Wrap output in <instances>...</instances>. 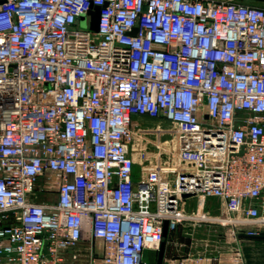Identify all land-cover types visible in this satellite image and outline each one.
<instances>
[{
    "label": "built area",
    "instance_id": "built-area-1",
    "mask_svg": "<svg viewBox=\"0 0 264 264\" xmlns=\"http://www.w3.org/2000/svg\"><path fill=\"white\" fill-rule=\"evenodd\" d=\"M245 3L0 0V264H156L164 223H205L210 199L264 236V9Z\"/></svg>",
    "mask_w": 264,
    "mask_h": 264
},
{
    "label": "crops",
    "instance_id": "crops-1",
    "mask_svg": "<svg viewBox=\"0 0 264 264\" xmlns=\"http://www.w3.org/2000/svg\"><path fill=\"white\" fill-rule=\"evenodd\" d=\"M136 120L146 122V119ZM165 137L162 136V140ZM145 166V162L136 158L132 172L134 181L145 176ZM194 205L195 198H189L185 211L189 213ZM220 214V201L210 199L207 203L210 220L199 224L187 219L175 231L167 232L161 264H264V236L234 237L228 228L214 220ZM95 247L101 248V243L96 242ZM144 259L156 263L158 252L146 250Z\"/></svg>",
    "mask_w": 264,
    "mask_h": 264
},
{
    "label": "water",
    "instance_id": "water-1",
    "mask_svg": "<svg viewBox=\"0 0 264 264\" xmlns=\"http://www.w3.org/2000/svg\"><path fill=\"white\" fill-rule=\"evenodd\" d=\"M230 1L247 2V3H252V4L264 5V0H230ZM99 10H100L99 7H94L90 11V16H91L90 29L92 31H95V32L98 30ZM180 197L186 198V197H188V195H183ZM166 234H167V222L164 223L163 237H165ZM163 250H164V243H161V245L159 247V251H158V259H157L156 264H161Z\"/></svg>",
    "mask_w": 264,
    "mask_h": 264
},
{
    "label": "rangeland",
    "instance_id": "rangeland-1",
    "mask_svg": "<svg viewBox=\"0 0 264 264\" xmlns=\"http://www.w3.org/2000/svg\"><path fill=\"white\" fill-rule=\"evenodd\" d=\"M245 4H248V3H245ZM248 5H252V6H254V7H257V8H260V9H264V5H262V4H252V3H250V4H248ZM84 27H85L84 22H81V23H80V28H84ZM144 125H145L146 127H153V126L155 125V123H154L153 121L146 120V122H144ZM179 133H180V132H179ZM174 136H175V134H174ZM96 250H101V248H98V249H96ZM92 263H93V264H101L99 258L93 260Z\"/></svg>",
    "mask_w": 264,
    "mask_h": 264
}]
</instances>
